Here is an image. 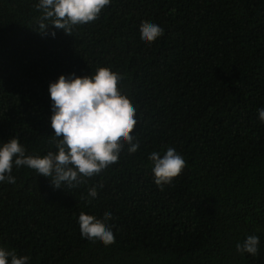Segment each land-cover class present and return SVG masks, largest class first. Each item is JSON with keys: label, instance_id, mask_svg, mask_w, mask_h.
<instances>
[{"label": "trees", "instance_id": "1", "mask_svg": "<svg viewBox=\"0 0 264 264\" xmlns=\"http://www.w3.org/2000/svg\"><path fill=\"white\" fill-rule=\"evenodd\" d=\"M37 3L0 0V140L55 150L49 82L100 66L124 77L140 147L70 190L14 166L15 183L0 184V246L30 264H264V0H112L70 34L46 30L55 38L38 32ZM143 22L163 36L142 43ZM170 147L186 166L161 191L149 155ZM82 212L110 213L115 242L82 239ZM248 235L256 256L236 251Z\"/></svg>", "mask_w": 264, "mask_h": 264}, {"label": "clouds", "instance_id": "2", "mask_svg": "<svg viewBox=\"0 0 264 264\" xmlns=\"http://www.w3.org/2000/svg\"><path fill=\"white\" fill-rule=\"evenodd\" d=\"M112 0H38L36 8L41 15L38 26L41 34L55 38L50 27L70 34L75 26L93 22ZM141 42L151 44L163 36L164 29L155 23L143 22L140 26ZM124 77L108 67L98 66L94 73L78 76L76 73L61 74L48 84L51 101L49 125L53 130L55 150L45 155H26V149L18 136L0 140V184L15 183L13 167H27L50 180L54 188L74 189L89 179L117 165L121 154L131 155L138 151L140 141L133 133L137 125V107L118 85ZM258 119L264 123V107L258 110ZM153 182L163 191L186 166L182 155L168 148L163 155L153 151ZM102 187V185L100 186ZM98 195L97 187L88 191V203ZM111 214L103 219L81 213L78 217L82 239L109 246L115 242ZM236 251L256 256L259 237L248 235L236 244ZM0 264H30V257L19 255L15 250L0 246Z\"/></svg>", "mask_w": 264, "mask_h": 264}]
</instances>
